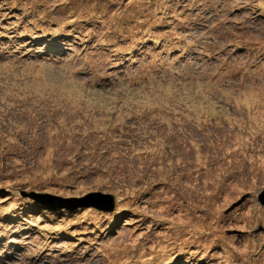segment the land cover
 I'll return each mask as SVG.
<instances>
[{"label":"rangeland","instance_id":"obj_1","mask_svg":"<svg viewBox=\"0 0 264 264\" xmlns=\"http://www.w3.org/2000/svg\"><path fill=\"white\" fill-rule=\"evenodd\" d=\"M263 197L264 0H0V264H264Z\"/></svg>","mask_w":264,"mask_h":264},{"label":"water","instance_id":"obj_2","mask_svg":"<svg viewBox=\"0 0 264 264\" xmlns=\"http://www.w3.org/2000/svg\"><path fill=\"white\" fill-rule=\"evenodd\" d=\"M95 195H98V196H96L95 198H96V201L95 200H92V206H94V207H96V208H98V209H101V210H107V211H112V208H113V206H114V202L117 200L116 199V197L114 196V195H109V194H101V193H94ZM94 194H92V196L94 195ZM22 195H24V196H28L29 198H31V199H34V200H36L37 202H41V203H46V204H48L49 206H51L52 208H60L61 207V205L60 206H55L56 204H51V202H49V200H50V198H52V197H54V196H52V197H49V195L48 194H44V193H37V192H34V191H31V192H26V191H23L22 192ZM100 195H102V196H104V198L105 199H107L108 200V204L106 203L105 204V202H103V203H100L99 202V197H100ZM51 196V195H50ZM246 196L247 195H244V196H242L241 197V199L239 200V201H237L236 203H234L228 210H231V209H233L235 206H237V205H239L245 198H246ZM57 198H59V197H57ZM55 200H57V199H55ZM82 200V199H81ZM262 200H264V197L262 198ZM74 200H71V202H73ZM76 201H80V200H76ZM74 202V203H76V204H80V202L79 203H77V202ZM86 201V200H85ZM70 204V203H69ZM105 204V205H104ZM63 206V205H62ZM64 206H66V208L67 209H72V208H74V207H76V206H70V205H64ZM78 206H80V205H78ZM82 206V205H81Z\"/></svg>","mask_w":264,"mask_h":264},{"label":"trees","instance_id":"obj_3","mask_svg":"<svg viewBox=\"0 0 264 264\" xmlns=\"http://www.w3.org/2000/svg\"><path fill=\"white\" fill-rule=\"evenodd\" d=\"M31 200H32V199H31ZM32 202H34L35 204H37V203H38V204H40L39 202H37V201H36V200H34V199H33V201H32Z\"/></svg>","mask_w":264,"mask_h":264}]
</instances>
